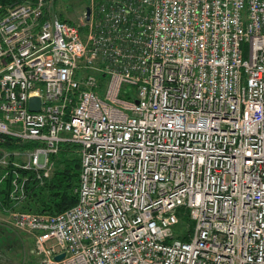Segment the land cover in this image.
<instances>
[{
	"label": "built area",
	"instance_id": "2783aa9c",
	"mask_svg": "<svg viewBox=\"0 0 264 264\" xmlns=\"http://www.w3.org/2000/svg\"><path fill=\"white\" fill-rule=\"evenodd\" d=\"M54 1L0 2V141L81 147L76 206L13 213L39 264H264V0Z\"/></svg>",
	"mask_w": 264,
	"mask_h": 264
},
{
	"label": "trees",
	"instance_id": "16d2710c",
	"mask_svg": "<svg viewBox=\"0 0 264 264\" xmlns=\"http://www.w3.org/2000/svg\"><path fill=\"white\" fill-rule=\"evenodd\" d=\"M14 1L0 0L4 3ZM32 148V143L11 137H4L0 141L3 151ZM18 161L20 159L11 157L7 164L0 166V213L57 215L77 205L81 176V147L78 144L67 142L60 145L58 153L50 157V167L53 169L48 176L44 172L18 167Z\"/></svg>",
	"mask_w": 264,
	"mask_h": 264
},
{
	"label": "rangeland",
	"instance_id": "374dc122",
	"mask_svg": "<svg viewBox=\"0 0 264 264\" xmlns=\"http://www.w3.org/2000/svg\"><path fill=\"white\" fill-rule=\"evenodd\" d=\"M89 4V0H56L50 3L48 11L68 21L80 23L82 14ZM244 49L247 57L248 47L245 45ZM19 152L21 151L10 152L0 149V166L7 164V161L13 157L20 159L16 162L18 167L25 168L27 157L16 155ZM52 169L53 167L49 166L45 174L50 175ZM0 227L3 228L0 231V264H39L40 257L36 253L34 240L29 235L16 233L13 227V214L0 213Z\"/></svg>",
	"mask_w": 264,
	"mask_h": 264
},
{
	"label": "water",
	"instance_id": "95a60500",
	"mask_svg": "<svg viewBox=\"0 0 264 264\" xmlns=\"http://www.w3.org/2000/svg\"><path fill=\"white\" fill-rule=\"evenodd\" d=\"M90 15H91V8L88 7L87 8V19H90ZM41 108V99L38 97H34L30 100L29 103V109L31 112H38L40 111ZM65 257L64 254L57 256L56 260L57 261H61L63 258Z\"/></svg>",
	"mask_w": 264,
	"mask_h": 264
}]
</instances>
